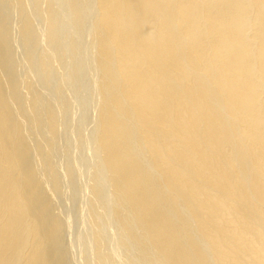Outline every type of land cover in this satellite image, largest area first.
<instances>
[{"label":"bare ground","instance_id":"bare-ground-1","mask_svg":"<svg viewBox=\"0 0 264 264\" xmlns=\"http://www.w3.org/2000/svg\"><path fill=\"white\" fill-rule=\"evenodd\" d=\"M0 264H264V0H0Z\"/></svg>","mask_w":264,"mask_h":264}]
</instances>
